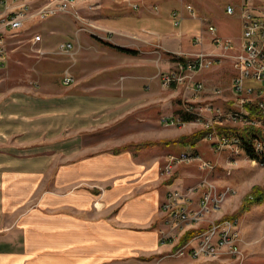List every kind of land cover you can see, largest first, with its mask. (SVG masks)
Instances as JSON below:
<instances>
[{
    "label": "crops",
    "instance_id": "0c3cea01",
    "mask_svg": "<svg viewBox=\"0 0 264 264\" xmlns=\"http://www.w3.org/2000/svg\"><path fill=\"white\" fill-rule=\"evenodd\" d=\"M127 1L102 0L96 12L101 21L116 29L143 33L141 37L149 40L145 41L147 43L113 41L138 49L137 54L109 47L96 35L77 33L71 40L76 43L82 37L85 41L78 44L80 62L76 64L71 59L69 66L77 83L70 87L63 100L25 93L12 99L0 97V264H164V258H169L176 250L175 244L162 241L165 233L177 230L172 228L170 213L163 208L168 191L197 186L193 194L196 204L205 189L201 185L203 179L213 183L209 177L213 178V162L201 152L209 158L212 153L200 145L201 142L195 146L151 143L165 139L154 135V129L161 126L163 114L170 109V100L163 96L155 98L149 93L159 86L162 72L153 73L152 68L138 70V67L152 66L159 61L152 56L143 58L146 65L111 61L120 56L136 60L138 56L155 50L164 53L175 46L194 49L190 38L198 31L196 26L200 27L201 21L205 44L213 50V42H208L213 41L212 34L207 33L203 20L209 0H182L165 9L160 5L154 8V0ZM185 2H192L194 13L203 16L189 15L185 34L176 40L169 19L163 17L161 11L168 10L173 17V11L178 10L181 18L179 8ZM235 2L228 5L235 7L243 23L239 11L245 0ZM254 5L257 12L264 11L262 0H255ZM97 54L118 57L95 61ZM164 61L161 57V66ZM201 73H197L200 78L213 81L209 71ZM226 78L224 76L223 80ZM230 80L235 94L233 78ZM10 100L18 104L19 111L8 109ZM58 103L64 104V111H53ZM227 103L234 107L232 101ZM178 112L177 117L185 114L182 107ZM29 121L34 124L27 123ZM59 127L64 128L65 137L57 144ZM43 132L51 137L49 146L36 143ZM126 145L129 148H123ZM186 150L200 151L209 166L201 167L197 161L190 165L184 164L190 162H182L176 165L180 168L174 175L167 176L163 172L166 155ZM43 151L51 152L53 157L60 153L65 159L60 163L56 161L57 170L50 178V186L34 198L35 201L29 202L45 182L37 180L33 174V168L40 166ZM9 167L16 169L12 183L24 181L32 173L28 184H33V189L25 187L23 193L11 194L7 189Z\"/></svg>",
    "mask_w": 264,
    "mask_h": 264
},
{
    "label": "rangeland",
    "instance_id": "374dc122",
    "mask_svg": "<svg viewBox=\"0 0 264 264\" xmlns=\"http://www.w3.org/2000/svg\"><path fill=\"white\" fill-rule=\"evenodd\" d=\"M36 1L37 4L40 3L41 5L46 0ZM92 1L93 0H89L86 4H90L89 6H91ZM130 1L133 2L134 0ZM181 1L182 0H154V8H157L159 5L160 8L163 6L164 9L165 7L167 8V6L171 8V6H174L175 3H179ZM235 1L237 0H209L207 3V9L205 10L206 14L203 20L206 23L205 28L208 30L207 33L212 34L211 37L213 41L209 40L208 42H213V50H210L211 48L209 49V46L205 44V36L203 35L205 30L200 19V27L196 26L198 31L194 33L195 35H193L192 38H190L192 39V45L195 47L194 49H184L181 47L176 48L175 46L169 48V50H166L167 52L165 51L164 53L162 50L161 52L155 50L145 56H138V59L136 60H128L124 58V56H120L121 58L115 60L111 59L113 62L116 61L115 63H138V65H146L143 58L147 56H152L155 60L159 61V64L154 63L152 66L147 64L146 66L138 67V70L152 68L153 73L158 70L162 72V75L158 78L159 86L156 85L149 93H152L155 98L163 96L164 98L166 97L170 100V109L168 113L164 111L166 112L163 114L165 117H163L164 119L161 121V126L154 129V135H162L165 139H173L183 134H190L191 132L198 131L199 129H205L206 133L204 138L198 142H201L202 144L200 145L205 146V148L210 149L212 153V158H209L201 152V154L206 159L211 160L214 165L213 178L210 175L209 177L213 180L217 189L229 186L235 190L234 193H230L225 198L220 211H216L212 217L213 220H219L220 216L238 215L234 216L238 219V231L240 233L237 239L239 244L238 254L222 252L213 256V258H194L192 256L190 257L188 254L179 256L172 253L169 258H164V264H264V203L255 204L251 209L244 211L243 213H238V210H240L243 201L247 197L246 195L249 194L252 186L256 184L264 185V163L250 159L243 150H240L239 153L234 151V145H231L233 146L232 148L231 146H226L225 149H219L216 144L217 139L209 135L210 128H208L202 120H193L186 122L185 124L179 122L180 119L174 122L167 120V118H178V111L181 110L182 107L181 98L184 97L188 102H195V104L198 103L199 105L213 102L215 104V109H218L219 111L228 110V105L230 103H227V101H232L234 106L236 105L235 84L241 71V67L239 66L240 61L237 57L242 52L241 49L243 40L240 38L243 34V23L236 13L229 14L226 11L227 5L229 3H236ZM262 1L264 3V0ZM100 2H102V0ZM100 2L99 0H95L93 8H90L85 4L84 6L79 7L78 10L79 15L81 16L80 19H76L71 13L62 12L43 20L31 22L23 29L10 31L8 33L6 65L3 69H0L1 99H7L8 97H11L10 99H12L13 97H16V95L25 93L36 94L37 96L57 97L59 101L63 100L65 95L69 92L68 90L70 87L72 88L73 85H76L77 83L75 82V79L73 82L74 84L72 83L70 84L71 86H69L64 84L62 81L64 72H70L71 74L72 68L70 69L69 67L71 66V59L73 62L76 61V64L80 62L79 58L81 57V52L78 44H83L85 41L82 37H80V39L76 42L77 44L71 40V36H75L77 33H86L87 35L91 34V36L99 35L109 41H118L120 43L136 40H142L143 43H147L149 41L142 39V32L137 34L136 32L122 28L116 29L117 27H114L103 20L101 21L99 12H96L101 7L99 6L101 4ZM188 4L192 6V12L188 11L186 7ZM164 9L161 11L162 16L169 19L171 31L172 34L175 35L176 40L181 38L183 33L185 34L184 28L189 15L194 18L203 16L194 13L195 7L192 2H185L183 7L179 8V12L182 16L180 18V23L175 25L172 23V18H174V16L172 17L170 11H164ZM174 9L177 8H173V10ZM130 21H133L132 17L130 18ZM210 23L216 26V36H218V39L214 38L215 33L210 31L208 27ZM37 34L41 36L40 39L36 36ZM196 38L200 41L198 42V39L196 40ZM65 41L74 42L73 44L75 45L73 46L71 52L61 47V43ZM227 41H230V43ZM227 43L229 45L226 47ZM111 51L121 55L123 54L112 49ZM199 51L213 55V62L201 68H194L193 71H183L181 77H183L185 73L189 74L191 76L190 81H188V78H183L182 80L175 81L173 84H165L163 74L172 72V70L175 72L180 69L178 62L174 59V55L179 54L187 56ZM95 57L96 59H93L95 61H104L118 56H105L103 54H97ZM99 57L100 59H98ZM129 57L132 58L134 56ZM161 57L162 59L163 57L165 59L164 65L162 66ZM205 71H209L210 74H213V81L205 80L203 77L200 78L199 74L201 72L204 73ZM197 73L199 74L197 75ZM224 76H227V83H225L226 79L223 80ZM229 78H233L232 88L235 94L231 91L230 82L232 79L229 81ZM197 81L203 83V88L200 91H195L193 87ZM252 84H255L253 86L257 87L260 82L248 80V86L250 87ZM252 93L254 94L250 97L256 99V97H258L256 92ZM59 103L57 108L53 109V111H64V104ZM7 104L9 110L19 111L18 104L13 102V100H10ZM37 108L38 106H36V109ZM200 108L203 109L202 112L204 115L210 114L205 105H201ZM213 111L215 110L213 109ZM261 113L262 115L264 114L263 108H261ZM211 115H213V112H211ZM27 123L34 124L33 121H29ZM251 123L259 125L264 130V123H262V121L246 122L242 120L231 121V119H228L219 124L246 125ZM64 132V128L60 130L59 127V130L56 132L58 134L56 137V139H58L57 144H60V142L64 140ZM11 138L12 140L15 139V137ZM38 142H41L42 147L49 146L51 143V137L48 133L43 132L40 138L36 140V143ZM202 146L201 150L203 151ZM41 155L43 156L42 161L38 163L40 166L33 168V174L37 180H44L45 182L40 185L37 189V194L33 195V198L29 200V202L35 201L34 198L38 197L41 192L50 186V178L56 174L57 170L55 166L56 161L60 163L65 159V155H61L60 153L54 157L50 156L51 152L49 151H43ZM164 162L166 164L164 163V166H162L165 169L167 163L169 162L167 155L164 158ZM193 163L195 162L184 164L190 165ZM178 168L180 167L176 166L175 171H177ZM15 170L12 169V167H9L10 183L8 184L7 189L11 192V194H21L23 193L25 187H29L32 190L33 184H28V182L33 174L31 173L29 178L24 181L12 183L14 180V177L12 178V173H14ZM18 187L21 188L20 192H18ZM181 233L182 232L179 231L176 235L179 237Z\"/></svg>",
    "mask_w": 264,
    "mask_h": 264
},
{
    "label": "built area",
    "instance_id": "2783aa9c",
    "mask_svg": "<svg viewBox=\"0 0 264 264\" xmlns=\"http://www.w3.org/2000/svg\"><path fill=\"white\" fill-rule=\"evenodd\" d=\"M94 1L90 4H86L89 0H46L43 4H37L36 0H0V69H3L7 60L8 49V33L18 29H23L30 22L36 20H43L57 13L68 12L71 13L76 19H80L79 7L87 5L90 8L94 7ZM83 4V5H82ZM88 7V8H89ZM187 9L192 12L193 8L190 4L187 5ZM227 12L229 14H235L236 9L233 5L227 6ZM243 20V34H242V49L241 53L237 57L240 61L241 67L240 74L236 79V101L237 105L229 108L225 111H219L215 109L213 102H208L205 105L210 114L204 115L200 108L201 105L195 102H188L184 98H181V104L185 112H192L196 114V118L193 120H202L208 128H210L209 135L216 138V144L219 149H225L227 146L233 147V150L238 152L241 149L238 139L229 138L225 135H221L216 126L225 120L231 119V121L242 120L246 122H252L245 114L247 112L243 108L244 102L253 100L250 97L252 92H256L258 102L261 108L264 109V11L257 12L254 5V0H245L239 11ZM174 24L180 23L178 16V10L173 11ZM209 29L216 36V26L209 25ZM40 39V35H36ZM198 38H196L197 40ZM200 40L198 39V42ZM230 43V41H227ZM226 44V47L229 44ZM74 44L71 41H65L61 43V47L69 52L72 51ZM183 56V61H177L179 64L178 71L168 72L163 74L165 84H173L177 80L188 78L190 81L191 76L184 74L181 77L183 71H193L194 68H201L209 65L213 62V55L199 51L192 53L191 55H179ZM250 78V79H249ZM247 80V81H246ZM249 81L260 82L259 86H248ZM75 81V77L66 72L63 76V82L69 84ZM253 83V82H252ZM195 91H200L203 88V83L197 81L193 86ZM200 108V109H199ZM213 109L215 111H213ZM213 112V115H211ZM167 118V117H166ZM180 119V120H179ZM168 121H178L182 124L186 122L181 117L167 118ZM192 120V121H193ZM258 148H262V143H258ZM169 162L167 163L163 172L171 177L174 175L176 165L182 162L197 161L201 167L209 166L208 161L204 160L199 152L194 150L182 151L179 154L171 153L168 155ZM201 185L205 186L198 203L194 204L193 194L199 188L189 187L187 189L172 188L167 193L166 201L163 203V208L168 211L172 221V228L176 231H170L163 235L162 241H169L172 244H176L182 234L192 228L203 227V230L197 235L193 236L187 243L178 247L173 254L185 255L189 254L194 258H208L216 256L222 252H229L231 254H238L239 244L237 242L238 236V219L235 217L225 218L220 216L219 220H212V213L220 211L223 205V201L235 190L231 187H226L223 190L217 189V187L209 181L207 178L203 179ZM217 189V190H216ZM182 233L178 237L177 232ZM178 237V238H177Z\"/></svg>",
    "mask_w": 264,
    "mask_h": 264
},
{
    "label": "trees",
    "instance_id": "16d2710c",
    "mask_svg": "<svg viewBox=\"0 0 264 264\" xmlns=\"http://www.w3.org/2000/svg\"><path fill=\"white\" fill-rule=\"evenodd\" d=\"M95 37L104 44H106L107 46L112 47L114 49L123 52L133 53V54L138 53V49L124 47L121 45H117L112 41L103 39L101 37L98 36ZM174 59L176 61H181V60L183 61V56L174 55ZM258 100L259 99L256 98L244 102L243 108L247 112V114H245V117H247L250 121H256V122L262 121V123H264V116H263L264 114L262 115L263 112L261 113V108ZM229 108H231V106ZM181 118L185 121H190L196 118V114L192 112H185V114L182 115ZM216 128L221 135H225L229 138L238 139V143L241 149L250 159L256 160L260 163H264V130L259 125H255L253 123L246 125L217 124ZM205 133H206L205 129H199L198 131L191 132L190 134H183L173 139L151 141V143L154 142L180 143L186 146H195V144H197L198 141L204 138ZM259 142L262 143L261 149L257 147ZM123 148H129V146L126 145ZM172 178H174V176ZM246 196L247 197L243 201V204L240 210H238V213L240 212L243 213L244 211L251 209L255 204L264 203V185L256 184L252 186V189L250 190L249 194ZM234 216H238V215H226L224 217L232 218ZM202 230L203 227H198L185 231L182 234L179 242L175 244L174 248L177 249L181 245L187 243L193 236L197 235Z\"/></svg>",
    "mask_w": 264,
    "mask_h": 264
},
{
    "label": "bare ground",
    "instance_id": "6f19581e",
    "mask_svg": "<svg viewBox=\"0 0 264 264\" xmlns=\"http://www.w3.org/2000/svg\"><path fill=\"white\" fill-rule=\"evenodd\" d=\"M212 215H213V213H212ZM212 220H213V217H212ZM216 220V219H215Z\"/></svg>",
    "mask_w": 264,
    "mask_h": 264
}]
</instances>
